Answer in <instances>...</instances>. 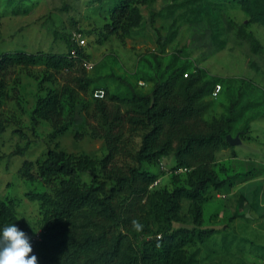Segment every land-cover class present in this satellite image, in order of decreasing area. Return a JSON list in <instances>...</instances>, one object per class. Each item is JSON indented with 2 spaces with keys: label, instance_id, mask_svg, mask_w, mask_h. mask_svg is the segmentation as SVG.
<instances>
[{
  "label": "rangeland",
  "instance_id": "rangeland-1",
  "mask_svg": "<svg viewBox=\"0 0 264 264\" xmlns=\"http://www.w3.org/2000/svg\"><path fill=\"white\" fill-rule=\"evenodd\" d=\"M121 1L0 0V55H65L73 35H80L85 41L81 51L92 66H14L6 72L0 202L12 204L30 241L38 240L49 207L28 195L45 193L56 201L53 189L62 180L45 184L38 164L54 149L99 162L108 153L109 135L116 149L112 167L154 174L160 182L153 191L187 187L193 169L179 172L171 156L153 165L136 163L149 128L129 120L133 93L149 94L155 83L176 78L182 70L198 75V86L204 88L197 101L205 108L200 121L224 120L236 140L208 163L227 182L204 195L199 228L211 233L185 251L193 255L192 264H264V0H133L131 7L141 16L138 25L104 36L110 13ZM48 92L59 96L65 125L55 139L50 122L31 120L37 100ZM25 161L30 164L23 168ZM74 181L80 188L99 182L110 187L99 166ZM190 206L182 200L184 222L173 223V229L194 227Z\"/></svg>",
  "mask_w": 264,
  "mask_h": 264
},
{
  "label": "trees",
  "instance_id": "trees-1",
  "mask_svg": "<svg viewBox=\"0 0 264 264\" xmlns=\"http://www.w3.org/2000/svg\"><path fill=\"white\" fill-rule=\"evenodd\" d=\"M133 0H122L110 13V23L104 26V36L128 32L136 27L141 16L131 7ZM264 16V13L260 14ZM71 50L75 56L70 55ZM86 61L81 48L71 45L65 55L46 53L7 52L0 55V108L4 97L5 74L14 66L43 65L53 70L72 67ZM179 75L157 82L146 95L132 94L129 103L133 124L144 125L136 152V163L157 164L162 157L171 156L175 168H192L187 187L172 191L154 190L150 186L158 179L139 168L122 170L111 166L116 149L110 135L107 137V155L99 162L85 155L74 156L61 150H49L37 170L45 184L62 178L53 189L56 201L47 194H32L33 200L49 209L43 214V231L38 240L30 241L37 264H192L193 255L185 248L201 243L211 233L200 229L202 204L208 188L221 190L226 179L219 180L208 163L214 153L227 146L229 131L224 120L210 124L200 121L204 106L197 101L204 95L198 86V75ZM33 124L48 121L57 138L65 130L59 96L48 92L37 100L31 114ZM3 127L0 124V135ZM17 155H23L19 150ZM30 162H23L24 168ZM99 166L110 187L94 183L80 188L75 178ZM191 202L189 215L192 229H173V223H183L181 202ZM143 225L140 232L132 228V221ZM23 225L15 216L10 203L0 202V233L5 226ZM140 239L135 247L134 241Z\"/></svg>",
  "mask_w": 264,
  "mask_h": 264
},
{
  "label": "clouds",
  "instance_id": "clouds-1",
  "mask_svg": "<svg viewBox=\"0 0 264 264\" xmlns=\"http://www.w3.org/2000/svg\"><path fill=\"white\" fill-rule=\"evenodd\" d=\"M132 228L140 232L143 225L133 220ZM30 237L15 224L7 225L0 233V264H37L38 258L32 254Z\"/></svg>",
  "mask_w": 264,
  "mask_h": 264
},
{
  "label": "built area",
  "instance_id": "built-area-1",
  "mask_svg": "<svg viewBox=\"0 0 264 264\" xmlns=\"http://www.w3.org/2000/svg\"><path fill=\"white\" fill-rule=\"evenodd\" d=\"M73 42H74V44H75L78 48H82V47L85 45V41H84V39H83L80 35H73ZM70 55H71L72 57H74V56H75V51H74V50H71ZM82 66H83L84 68H86V69H91V68H92L91 64H90L89 62H87V61H84V62L82 63ZM183 76H184V78H186V77H187V74H184ZM186 170H187V169H185V168H184V169H182V168L178 169L179 172H183V171H186ZM169 173H170V174H171V173L176 174L175 171H173V172L170 171ZM159 182H160V180L157 179V180H156V181L150 186V188H153V187L158 186Z\"/></svg>",
  "mask_w": 264,
  "mask_h": 264
},
{
  "label": "water",
  "instance_id": "water-1",
  "mask_svg": "<svg viewBox=\"0 0 264 264\" xmlns=\"http://www.w3.org/2000/svg\"><path fill=\"white\" fill-rule=\"evenodd\" d=\"M226 141H227V143L228 144H230V145H234L235 143H236V140L235 139H233L231 136H227L226 137Z\"/></svg>",
  "mask_w": 264,
  "mask_h": 264
}]
</instances>
